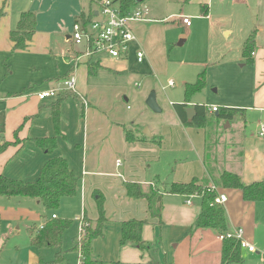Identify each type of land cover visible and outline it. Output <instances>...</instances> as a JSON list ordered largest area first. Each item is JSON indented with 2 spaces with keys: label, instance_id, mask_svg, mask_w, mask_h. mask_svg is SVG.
<instances>
[{
  "label": "crops",
  "instance_id": "0c3cea01",
  "mask_svg": "<svg viewBox=\"0 0 264 264\" xmlns=\"http://www.w3.org/2000/svg\"><path fill=\"white\" fill-rule=\"evenodd\" d=\"M186 2L200 6L199 15L192 18L208 21L209 29L220 32L224 39V48H211L209 52L212 56L215 53V57L202 63L206 69L204 74L208 89L202 92L209 91L220 97L214 104L206 92L200 101L191 100L187 106H204L208 114H213L210 112L212 107L241 112L236 120L229 123L235 128L234 134L230 135L232 137L225 138L227 141L224 144H235L234 151L229 152L224 146L221 149L214 146L225 141L220 140L218 127L211 128L214 132L212 140L210 135L206 137V126L195 128L196 135L191 139L192 127H185L175 110V105L183 104L184 98L180 103H171L176 116L174 131L170 135L171 144L183 152L193 151L194 157L190 159L192 155L189 154L173 156V177L167 186L160 188L153 179L157 176L147 178L142 165L152 159V147L163 144V136L153 135L152 132L150 137L143 135L142 129L134 123L129 127L128 119L120 112L108 118L106 111L113 112V105L120 102L124 91L108 82L106 86L97 84L93 78L103 70L115 77H124L131 76L130 72L143 73L149 67L155 68L165 52V40L159 35L156 23L167 21L168 16L163 19H149L147 16L149 22L134 24L132 28L136 40L129 45L128 54L120 59L104 57L111 62L110 66L101 63L102 56L88 60L82 58L79 62L74 60L80 56L82 49L71 40L72 27L76 17L88 10V0L83 3L81 0H0V10L4 12L0 20V64L7 56L15 58L29 54L33 57L27 67L30 77L22 78L19 87H14L12 81L15 72L5 73L0 65V147L10 144L0 153V177L25 184L34 183L48 160L64 158L77 177L80 190L78 193L77 189L74 197L61 200L59 217L55 213L41 215L44 208L38 201L0 197V264H52L59 252L63 253V264L69 261L71 254L77 256V264L78 251L73 250L77 241L67 249H62V244L60 247L37 249L31 245V239L38 234L41 226L53 220L52 216L70 222L69 218L95 222L98 219L96 199L99 196L103 198L107 222L102 237L92 243L93 254L101 252V257L96 255L93 258L121 264L120 259L125 258L127 251L132 255L135 253L137 258L140 255L141 260L146 254L148 262L154 261L152 256H155L158 263L164 264H220L223 244L220 235L211 230L189 232L201 211L200 197L174 195L168 193V189L172 183L188 184L193 179L200 185L216 187L223 173L238 175L245 185L264 182V138L258 135L259 130H248L249 133H246L249 113L264 116V0ZM29 11L36 14L35 34L26 50L11 54L9 33L15 28L20 15ZM178 17V25L185 29L192 27V23L190 27L182 25ZM212 18L216 19L215 23ZM253 32L255 44L249 63L243 57L242 49ZM184 43L180 41L181 45ZM139 49L144 52L141 63L136 60ZM88 65L96 68L91 75L88 74ZM44 68L45 75L41 73ZM31 72H39L42 77L33 76ZM218 76L229 83L218 86L215 83ZM69 77L74 78L77 94L85 100L86 106L75 94L64 95L68 99L61 105L60 134L56 136L50 106L57 98L45 102L38 100L37 94L56 88ZM225 123L228 122L220 121V126L223 128ZM259 123L264 124V120ZM124 127L134 130V143L125 141ZM52 137H56L57 148L47 155L36 146L35 140ZM16 138L21 141L19 144H14ZM119 158H122L123 164L118 161ZM226 163L230 166L227 167ZM128 183L157 189L162 204L159 220L150 217L145 199L127 197L125 185ZM218 192L226 198L223 207L227 230L223 234L241 230L242 240L255 249L254 253L241 250V264H264V203L244 202L238 190L218 188ZM130 220L145 221L142 240L151 247L149 251L143 252L131 244H120L122 223ZM37 221L38 227L27 228L26 237L20 240L21 228L26 229V224ZM77 228L76 224L75 230ZM15 235L18 240L10 241ZM49 252L54 256L53 260L49 258Z\"/></svg>",
  "mask_w": 264,
  "mask_h": 264
},
{
  "label": "trees",
  "instance_id": "16d2710c",
  "mask_svg": "<svg viewBox=\"0 0 264 264\" xmlns=\"http://www.w3.org/2000/svg\"><path fill=\"white\" fill-rule=\"evenodd\" d=\"M101 0L88 1L89 8L87 11H82L75 22L80 21L84 26L92 22L95 18V10L92 6L99 3ZM111 4L117 7L122 17H128L133 14L141 6H145L147 0H109ZM189 1V0H188ZM4 16V12L0 10V20ZM36 14L34 12L22 13L14 29L9 33V38L12 43L13 54L15 51L26 50L28 43L31 41L36 31ZM255 44V33L253 32L245 41L242 49V55L249 63L250 56L253 52ZM96 69V68H95ZM92 65H88V74L91 75L95 70ZM206 87L205 74L203 73L195 84H185L184 87V103L175 105L176 113L185 127L204 128L207 122V109L204 106H195V116L189 122L186 117L185 109L190 103L191 98L200 93ZM68 99L62 95L50 106V115L54 125L55 135L60 134V109L61 105ZM240 110L237 109H220L217 110L218 120L224 122H232L237 119ZM124 129V139L127 143L135 142L134 130ZM137 131V130H136ZM21 141L16 138L14 144H19ZM36 146L45 154L51 155L57 148L56 137L41 138L35 140ZM10 145L8 143L0 147V153ZM79 181L75 174L69 169L68 163L64 158H53L48 160L40 171L39 178L34 183H22L15 180L0 177V197L6 199L28 198L38 201L41 206L48 212L54 213L59 209L60 202L64 198H72L77 194ZM211 187L198 184L197 180L193 179L190 183H172L169 186L168 193L180 195L184 197L198 196L201 199V211L189 232L196 230H211L218 235L226 232V216L223 205L216 204L215 198L220 195V189H233L241 193L244 202L248 203H264V182H254L248 185L242 183L240 177L236 174L223 173L219 177L218 186ZM126 195L128 198L137 200L145 199L148 206L150 217L160 219L162 204L161 196L152 192L149 194L150 187L128 183L125 185ZM98 219L83 227L84 238L80 242L79 247L75 245L74 251L79 250L81 254V264H119V262H103L92 256V243L103 235V227L107 222L104 214L102 196L96 199ZM84 220V219H83ZM86 223V221H85ZM71 222L63 219H53L47 221L43 228L32 237L31 245L37 249L60 247L62 244L63 234L69 228ZM145 221H125L121 226L120 244H131L139 248L141 251H149L151 247L146 245L142 240V230ZM1 230V219H0ZM30 232H32L30 230ZM72 250V251H73ZM241 248L239 242L235 239H224L221 250L220 264H241ZM55 264H63V253L59 252L55 256ZM148 264H164L150 261Z\"/></svg>",
  "mask_w": 264,
  "mask_h": 264
},
{
  "label": "rangeland",
  "instance_id": "374dc122",
  "mask_svg": "<svg viewBox=\"0 0 264 264\" xmlns=\"http://www.w3.org/2000/svg\"><path fill=\"white\" fill-rule=\"evenodd\" d=\"M81 1L82 3L84 2V0ZM185 1L188 0H147L145 4L148 10V18L150 17L149 19H163L168 16L167 21H160L156 23V25L159 26L157 30L159 32V35L161 34L162 38L165 40V52L164 58H162V60L155 68L149 67L148 70L143 73H138L136 71L130 72L132 74L131 76L126 75L124 77H115L108 71L103 70L93 78L97 84L106 86V82H108L118 88H121L124 91L123 96L120 95V102H116L115 105H113L115 108L113 112L106 111V116L108 118L112 117L111 114L120 112V114H123V116L128 119L127 125L129 127L131 126V123H134V126L139 127L140 130L142 129V134L143 131L147 129L149 132H152L153 135L163 136V144L161 146H153L151 149V153H153L152 159L149 162H145L146 164L142 165V169H144V174L147 178L149 176H151L152 178L155 177L153 175L157 176L153 179H155L159 183L158 187L160 188H164L165 186H167V184L173 177V156L189 154L192 155L190 159H193L194 157L193 151L187 150L183 152L178 146H174L173 144H171V142L173 141L170 135L174 131L173 123L176 118L171 103H180L184 98L185 84H195L198 78L204 73L206 69L204 68V66H202V63H206L207 59L210 57V59H213L215 57V53L212 56L209 52L210 50H212L211 48H224V39L220 35V32L211 31L208 27L209 22L205 21L203 18L194 19L191 17L193 15H199L200 6L193 2L185 3ZM92 8L94 9L95 6L93 5ZM179 15L192 18V27L189 29H185L181 25H178V21L176 19ZM214 19L212 18L213 23L216 22V19ZM180 41H185V43L181 45ZM19 56L20 57L15 56V58L13 57V55L10 57L7 56L3 60L2 64H0L2 66V70H4L5 73L11 71L15 72L12 79V81L15 83L14 87H19V85L22 83V78L30 75V73L27 72V67L31 59H33L32 55L29 54ZM101 63L103 65L111 64V62L107 60V58H104V56H102ZM31 73L33 76L40 77L41 75L38 74L42 73L45 75V68L41 70V73ZM91 81L95 83L93 80ZM169 82H171L173 86H168ZM215 83L218 86H226L229 82L228 80H224L222 76H218L217 78H215ZM205 89H207V87H205ZM206 92L210 101L215 104L216 98H218V96L220 97V95L216 96L214 94H211L209 91H205L200 94L196 93L191 98V100L195 102L200 101L202 98H204ZM151 93L155 94L156 104L161 110L160 113L152 112L146 105V100ZM111 98L112 97H110V99ZM52 99L54 98H47L45 99V102L52 101ZM125 99H127V102ZM247 120L248 124L246 133L248 130H259V122L261 120H264V116H262L261 114L257 116V114L249 113L247 116ZM220 121L222 120L217 121L214 113L208 114L207 122L205 125L206 127L204 128L206 130V137L210 135V139L212 140L214 132L211 131V128L216 129L217 127V133H219L218 136L219 138H221L220 140H225V138L232 137L230 135L234 134L235 132L233 124L229 125V123H225L222 128L220 126ZM212 125L213 127H211ZM196 130L197 129L192 128L190 132L191 139L195 137L197 132ZM208 131L210 133H208ZM226 141L227 140L222 141L221 144H224ZM221 144L214 146L216 149H221L222 146H224L226 147V151H234L233 147L235 144ZM118 161L123 164L122 158H119ZM149 165H151V168L147 169ZM226 166L228 167L230 166V164L226 163ZM149 187V194L155 192V194L158 195V191L156 188H153L152 186ZM78 193H80L79 188ZM26 201L28 203H31V201ZM72 209L74 210V208ZM54 213L59 217L58 210ZM42 214L45 216H50V212L44 209L41 210V215ZM81 215L82 214L80 213V217H82ZM69 219H71L72 222L65 232L62 249L71 247L72 243L76 242L79 237V219L77 221H75L73 218ZM76 224L78 225L77 230H75ZM87 224L90 225L88 221H86L85 225ZM26 225V229L21 228L22 234L19 236L20 240L26 237L27 228H37L39 222H32ZM15 240H18L16 235L14 236V238L12 237V240L10 241ZM100 253L101 252H98V254L96 255H99V257H101ZM48 254L49 258L53 260L54 256H52V253L49 252ZM134 254L135 253H133L132 255L126 251L125 258L122 257L120 259V263L147 264L148 256L146 254L143 255L144 258H142V260L140 255H138L137 258V256H134ZM96 255H94L92 252V256L96 257ZM102 255H104L103 252ZM76 257V255L71 254L68 257L69 261H65L64 264H76ZM152 258L154 259L153 262H157V260H155V256H152ZM137 259L138 261H134Z\"/></svg>",
  "mask_w": 264,
  "mask_h": 264
},
{
  "label": "built area",
  "instance_id": "2783aa9c",
  "mask_svg": "<svg viewBox=\"0 0 264 264\" xmlns=\"http://www.w3.org/2000/svg\"><path fill=\"white\" fill-rule=\"evenodd\" d=\"M95 4L94 10L96 11V16L93 21L85 26L78 21L75 22L72 27L71 40L76 47H80L82 49L80 56L74 58L75 62H79L82 58H86L88 60L97 56H107L111 59H120L126 56L129 51V45L136 40L132 26L137 23L150 21L147 18L148 10L146 6L139 7L131 16L122 17L117 7L111 4L109 0H101L99 3ZM178 19L182 25L186 27L191 26L192 18L179 16ZM143 59L144 52L139 49L136 51V60L138 63H141ZM168 85L172 86L171 82H169ZM68 93L78 96L83 106H86L85 100L77 94L75 80L71 77L61 81L56 88L38 93L37 99L43 101L47 98H58L59 96L66 95ZM210 112L216 113L217 108L212 107ZM258 135L261 138H264V124H260ZM211 189L214 190L215 188L211 187ZM225 200V196L220 194L215 198L214 202L216 204L223 205ZM187 204H189V201ZM54 218L55 216H52V219ZM79 225V237L77 239L78 247L84 238L83 227L86 226L85 221L80 219ZM42 228L43 226L40 227V229ZM219 238L220 240L233 238L239 242L241 249H245L249 253L255 252L252 245L242 240L241 230L234 233L221 234ZM77 251L79 258L77 264H81V254L79 250Z\"/></svg>",
  "mask_w": 264,
  "mask_h": 264
},
{
  "label": "water",
  "instance_id": "95a60500",
  "mask_svg": "<svg viewBox=\"0 0 264 264\" xmlns=\"http://www.w3.org/2000/svg\"><path fill=\"white\" fill-rule=\"evenodd\" d=\"M146 105L154 113H160V111H161L158 108L157 104H156L155 94H153V93H151L149 95V97L147 98ZM185 113H186L187 120L190 122L194 118V116H195V109H194V107L193 106L187 107L185 109ZM215 116H217V114H215ZM143 135H145L147 137H150V132L147 129H145L143 131Z\"/></svg>",
  "mask_w": 264,
  "mask_h": 264
}]
</instances>
